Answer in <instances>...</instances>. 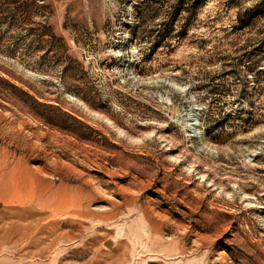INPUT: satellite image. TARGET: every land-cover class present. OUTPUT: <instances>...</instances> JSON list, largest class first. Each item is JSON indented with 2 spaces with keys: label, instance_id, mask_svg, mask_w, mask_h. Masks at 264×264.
I'll use <instances>...</instances> for the list:
<instances>
[{
  "label": "rangeland",
  "instance_id": "obj_1",
  "mask_svg": "<svg viewBox=\"0 0 264 264\" xmlns=\"http://www.w3.org/2000/svg\"><path fill=\"white\" fill-rule=\"evenodd\" d=\"M0 264H264V0H0Z\"/></svg>",
  "mask_w": 264,
  "mask_h": 264
},
{
  "label": "trees",
  "instance_id": "obj_2",
  "mask_svg": "<svg viewBox=\"0 0 264 264\" xmlns=\"http://www.w3.org/2000/svg\"><path fill=\"white\" fill-rule=\"evenodd\" d=\"M245 25V24H244Z\"/></svg>",
  "mask_w": 264,
  "mask_h": 264
}]
</instances>
